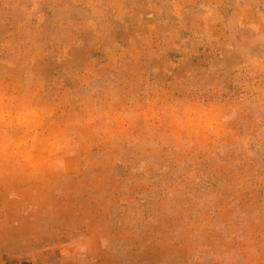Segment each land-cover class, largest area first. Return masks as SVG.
Wrapping results in <instances>:
<instances>
[{"label":"rangeland","instance_id":"1","mask_svg":"<svg viewBox=\"0 0 264 264\" xmlns=\"http://www.w3.org/2000/svg\"><path fill=\"white\" fill-rule=\"evenodd\" d=\"M0 264H264V0H0Z\"/></svg>","mask_w":264,"mask_h":264}]
</instances>
